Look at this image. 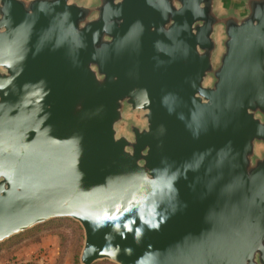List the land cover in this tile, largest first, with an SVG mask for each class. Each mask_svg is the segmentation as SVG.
<instances>
[{
    "label": "water",
    "instance_id": "1",
    "mask_svg": "<svg viewBox=\"0 0 264 264\" xmlns=\"http://www.w3.org/2000/svg\"><path fill=\"white\" fill-rule=\"evenodd\" d=\"M61 216L84 264H264V0H0V241Z\"/></svg>",
    "mask_w": 264,
    "mask_h": 264
},
{
    "label": "rangeland",
    "instance_id": "2",
    "mask_svg": "<svg viewBox=\"0 0 264 264\" xmlns=\"http://www.w3.org/2000/svg\"><path fill=\"white\" fill-rule=\"evenodd\" d=\"M141 113L127 111L120 130L126 131L131 116L142 121ZM84 239L80 221L70 216L54 217L0 241V264H84L80 258ZM92 264L119 263L104 258Z\"/></svg>",
    "mask_w": 264,
    "mask_h": 264
}]
</instances>
